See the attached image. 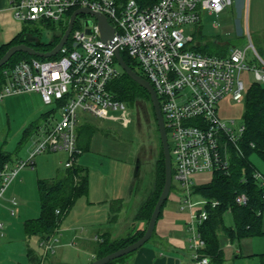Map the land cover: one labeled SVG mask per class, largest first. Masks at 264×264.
<instances>
[{"label":"built area","instance_id":"built-area-1","mask_svg":"<svg viewBox=\"0 0 264 264\" xmlns=\"http://www.w3.org/2000/svg\"><path fill=\"white\" fill-rule=\"evenodd\" d=\"M231 3L232 0H157L149 7L139 8L134 0L119 5L114 0H10L16 21L58 24L70 9L86 8L104 15L114 35L103 42L94 21L89 27L73 25L55 56L42 61H18L2 70L0 100L35 92L43 104L56 105L59 116L39 135L27 159L0 163V199L17 173L32 167L37 154L62 151L67 155L65 169L76 164L79 149L75 126L79 112L103 119L109 118V112H117V118L128 122L126 105L108 90L109 83L122 72L114 50H124L158 99L164 128L173 142L171 174L180 186L178 209L189 214L185 223L188 248L193 264H207L200 227L209 210L219 202L202 197L194 201L190 177L205 171L228 174L232 157L243 156L244 124L233 127V121L230 125L222 122L215 105L225 95L232 101H242L245 89L239 76L248 70L244 63L247 50L233 47L225 57L197 52L189 46L192 37L184 36L181 26L198 24L201 12L217 15ZM260 70H254L255 78L264 85V67ZM249 146L253 147L251 143ZM252 177L264 195V177L257 170ZM246 201L244 194L234 199L238 206H244ZM10 205L12 216L14 198ZM193 208L198 209L195 214ZM2 229L0 223V235ZM57 230L40 239L43 253L38 264H46L48 255L53 253Z\"/></svg>","mask_w":264,"mask_h":264},{"label":"rangeland","instance_id":"rangeland-1","mask_svg":"<svg viewBox=\"0 0 264 264\" xmlns=\"http://www.w3.org/2000/svg\"><path fill=\"white\" fill-rule=\"evenodd\" d=\"M252 12L253 8L250 0H232L231 5L225 7L217 15L201 12L198 24L181 26L183 35L192 37V42L189 44L191 49L195 43H198L195 48L197 52L225 57L233 47L247 50L244 63L248 70L243 71L239 76L245 91L257 82L254 70H260L264 67V38L260 34L252 33L250 25L248 27ZM89 18L91 17L87 15L77 16L74 28H83L84 21ZM262 19L264 21V16ZM12 21L13 24L17 25V34L21 33L30 36L34 41L47 43L63 27H66L68 16H63L60 23L53 24V26L47 25L46 21L43 20L16 21L13 15ZM11 40H8V42ZM35 59L42 61L41 58ZM138 72L142 74L139 70ZM147 105L149 103L140 104L138 108H146ZM126 107L127 118L129 119L126 124L123 120L117 118L119 115L117 112H109V118L105 119L84 112L78 113L75 132L78 140L77 144H79V154L76 156V165L83 166L90 177L91 183H88L87 192L91 189L92 195L87 193L86 196L79 197L61 219L55 235L57 239L55 248L58 241L61 240L65 221L70 220L72 215L75 218L82 217L85 223L89 222V217L92 218L94 211L84 209L82 205L85 202H91L94 209L103 208L108 210L109 215H113L110 217V222L120 219V224H124L129 221L132 214L133 218L135 217L141 202L146 197L153 182L154 165L160 153L158 139L154 128H152L153 118L151 115L148 116L147 121L141 113L137 112L138 108L136 109L134 106ZM58 111L59 108L56 105H45L30 93L4 97L0 100V151L8 154L11 161L27 159L39 135L50 128L58 119ZM47 112L48 115L42 117V114ZM215 112L222 122L230 125V121H233V127H238L243 123V102L232 101L229 95H225L218 100L215 105ZM166 138L171 154L173 142L168 132ZM85 140L88 142L86 148L83 147ZM65 154L61 151L42 152L34 157L32 167H25L17 173L0 199V215L6 217V223L12 222L16 226H21L25 219L35 218L39 215L36 182L38 179H55L61 175L65 171L63 163L67 160V155L64 159L62 158ZM170 158L173 166L172 155H170ZM250 160L264 177V163L256 155H252ZM59 161H61V164ZM211 178V171L194 173L190 177L193 187L207 184ZM15 185L20 186L17 193L12 192ZM179 195V183L172 180L168 196L162 206V214L157 219L152 236L146 243L155 237V233L161 225L162 229L167 230V225L173 222V217L178 216L179 219L181 218L179 221H184V224L188 221L189 214L178 209ZM11 197L17 203V206L13 208V216H10L8 211ZM199 198L198 195H193L192 199L197 201ZM196 210L198 209L193 208L194 214ZM223 219L225 225L233 224L229 213H225ZM133 220L136 221L132 219V222ZM180 223L182 224V222ZM59 230L61 231L60 234ZM262 231L264 232V212L262 214ZM219 238L225 261H223V264H231L232 251L236 252L239 249L242 253L239 252L238 260H244L242 264H259L257 255L264 253V234L244 237L238 241H230L222 235ZM6 240L5 235L0 237V242ZM12 241L10 243L11 247L0 249V259L15 254L18 245L22 247V243L26 245L30 255L34 256L33 259L24 262V264H35L36 260L40 258L37 257L42 254L38 236H24L20 241ZM243 241L246 246L253 248L250 250L256 254L244 255ZM81 248L82 246H80ZM68 250H72L73 255L77 254L76 249L69 248ZM67 262L62 261L61 264ZM112 263L114 264V262Z\"/></svg>","mask_w":264,"mask_h":264},{"label":"trees","instance_id":"trees-1","mask_svg":"<svg viewBox=\"0 0 264 264\" xmlns=\"http://www.w3.org/2000/svg\"><path fill=\"white\" fill-rule=\"evenodd\" d=\"M18 1V0H11ZM126 0H114L119 5ZM139 8H146L153 5L157 0H134ZM75 9L67 12V16ZM49 26L54 23L46 21ZM66 27H63L53 39L47 43L34 41L30 36L17 34L11 41L0 45V57L5 51L13 45L25 44L36 51H50L59 41ZM196 44L192 46L195 50ZM120 55L126 65L144 78L138 72V68L127 53L122 50ZM37 57L30 56L23 52L15 53L9 61L0 67V85L3 82L2 70L10 68L18 61H31ZM41 60H44L41 58ZM108 90L113 94L117 101L126 106H134L136 109L140 104H150V98L147 92L137 83L132 81L123 72L118 78L114 79L108 85ZM243 102L242 121L245 131L241 139L243 149L242 157H232L231 167L228 174L213 172L211 180L204 185L192 188L194 195L199 197L216 200L219 205L209 210L207 220L201 225L200 233L204 240L205 247L202 253L208 258L207 264H223L224 256L220 246V235L230 241H238L244 237L258 236L264 234L262 231V214L264 212V195L262 189L253 179V172L257 169L252 164L250 157L256 155L264 163V85L255 82L245 91ZM48 112L42 114L47 116ZM25 132V130H24ZM78 141V140H77ZM250 143L253 147H250ZM88 142L85 140L83 147L86 148ZM79 144H77V148ZM79 149V148H78ZM8 154L0 151V163L8 162ZM164 183V161L160 151L154 165V178L148 193L141 202L134 219L147 224L153 207L159 197ZM36 190L39 200V215L34 219L23 221L22 229L26 237L38 236L39 240L47 238L58 228L61 219L72 208L76 200L87 194L88 175L84 168L73 165L71 168L56 177L55 179L42 180L36 182ZM244 194L247 198L244 206L235 204L234 199L237 195ZM165 203V202H164ZM163 203V204H164ZM163 206V205H162ZM56 211L58 213H56ZM229 213L233 224H224V214ZM162 214V207L158 218ZM144 229L138 230L132 235L122 239L110 240L104 237L98 244L95 259L101 258L115 250L122 248L142 236ZM28 255H30L28 253ZM115 259L112 262L120 261L123 258ZM256 256V255H255ZM259 264H264V253L257 255ZM33 259V258H32ZM31 260V257L28 258ZM39 259L35 264H38ZM113 264V263H112Z\"/></svg>","mask_w":264,"mask_h":264},{"label":"crops","instance_id":"crops-1","mask_svg":"<svg viewBox=\"0 0 264 264\" xmlns=\"http://www.w3.org/2000/svg\"><path fill=\"white\" fill-rule=\"evenodd\" d=\"M250 3L253 12L251 22L248 21V27L250 25L252 33L260 34L264 38V21L262 19L264 16V0H250ZM12 15L10 0H0V45L8 42V40H11L17 34V25L13 24ZM195 44L198 45V43ZM30 94H32L37 100H41L39 94L35 92H31ZM61 153L64 152L61 151ZM65 157L66 154L65 156H62L63 159ZM60 162L61 161H59V163ZM78 166L83 168L81 165ZM88 183H91L89 176ZM19 188V185H15L13 191H11L17 193ZM89 192H87L88 195H92L91 189ZM91 204V202H85V204L82 205L84 209H91L94 211L92 218L89 217V222L85 223L83 222L82 217L75 218L72 214L70 220L65 221L61 240L58 241V245L53 253L48 255L46 264H61L62 261H68L66 264H89L95 260L97 246L104 237H107L110 240L122 239L132 235L138 230L144 229L146 226L142 221L133 220L132 222V219H134L133 214L129 221H126L124 224H120V219L110 222V217L113 215H109L108 210L103 208L94 209ZM16 206L17 203L14 207ZM11 208L12 207L9 203L8 211H10ZM5 219L6 217L0 215V223H4L0 237L4 235L7 237L6 241L0 242V249L11 247L12 245L10 243L13 242L12 240L20 241L22 240V237L25 236L22 224L21 226H16L12 222L6 223ZM180 219L178 216L173 217V222L167 225V230L162 229L161 225L151 241L114 264H193L191 252L187 244L186 226L184 221H179ZM180 222H182V224ZM60 232L61 231L59 230V234ZM9 239L10 241H8ZM5 243L6 245H4ZM22 244V247L18 245V250L15 254L13 253L6 257H2L0 259V264H24V262L28 261L29 257H31V259L34 258L33 255H28L29 251L27 250L26 245H24V243ZM94 244L95 246H93ZM80 246H82L81 249ZM243 246L245 248L244 255L256 254L254 251H251L253 248L251 249L249 246H246L245 242ZM69 248L76 249L75 251L77 254L73 255L71 252L72 250H68ZM239 252L240 254L242 253L240 249L236 252L232 251L230 256V260L232 259V262H230L231 264L244 263V260H238Z\"/></svg>","mask_w":264,"mask_h":264},{"label":"water","instance_id":"water-1","mask_svg":"<svg viewBox=\"0 0 264 264\" xmlns=\"http://www.w3.org/2000/svg\"><path fill=\"white\" fill-rule=\"evenodd\" d=\"M86 15L90 16L91 18L86 19L84 21V26L89 27L91 23L94 21L97 26L99 39L103 42L110 41L112 39V36L114 35V30L109 24V22L107 21L106 17L102 15L101 13L93 12L86 8H79V9H75L71 13V15L68 18L66 28L62 36L60 37L58 43L50 51H47V52L36 51L33 48L28 47L25 44L13 45L10 48H8L5 51V53L0 57V67L5 65L9 61V59L17 52H23L30 56H34L37 58H43V59H47V58H51L55 56L57 52L59 51V49L67 41L68 36L73 28V25H74V22L77 16H86ZM85 31L87 33H90L89 28H86ZM114 59L117 65L119 66V68L121 69V71L124 74H126L132 81L137 83L141 88H143L149 95L150 102H151L153 112H154V116L157 122L160 144H161V151H162V156H163V161H164V183H163L162 190L159 194V197L153 207L149 220L144 228V232L142 236L138 238L136 241L122 248H119L115 250L114 252H111L101 258L95 259L89 264H108L109 262L115 259L121 258L123 256L129 255L133 253L134 251L138 250L140 247H142L152 236L161 207L168 196V193L171 187V181H172L170 152H169V147L167 144L164 122H163V118L160 113L159 103H158L156 94L151 84L145 78L138 75L135 71H133L130 67L126 65L118 49L114 50Z\"/></svg>","mask_w":264,"mask_h":264},{"label":"flooded vegetation","instance_id":"flooded-vegetation-1","mask_svg":"<svg viewBox=\"0 0 264 264\" xmlns=\"http://www.w3.org/2000/svg\"><path fill=\"white\" fill-rule=\"evenodd\" d=\"M138 109H137V112L141 113L146 118L147 121H148V116L149 115H151V117L153 118V120H152L153 121L152 122V128H154V130H155V134H156V137L158 139L157 142H158V145H159V151H161V144H160V138H159L157 122H156V118L154 116V112H153V108H152L151 102H150L149 105H147L146 108H141V109L138 108ZM165 132H166V130H165Z\"/></svg>","mask_w":264,"mask_h":264}]
</instances>
